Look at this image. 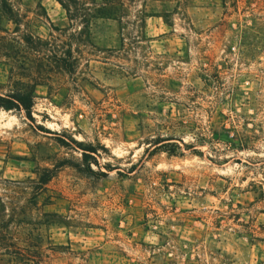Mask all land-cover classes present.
Listing matches in <instances>:
<instances>
[{
  "label": "rangeland",
  "instance_id": "1",
  "mask_svg": "<svg viewBox=\"0 0 264 264\" xmlns=\"http://www.w3.org/2000/svg\"><path fill=\"white\" fill-rule=\"evenodd\" d=\"M11 1L0 198L45 264H264V0Z\"/></svg>",
  "mask_w": 264,
  "mask_h": 264
},
{
  "label": "trees",
  "instance_id": "2",
  "mask_svg": "<svg viewBox=\"0 0 264 264\" xmlns=\"http://www.w3.org/2000/svg\"><path fill=\"white\" fill-rule=\"evenodd\" d=\"M66 10L71 21L88 22L89 19H116L120 11L116 0H57ZM0 13L18 23V12L11 0H0ZM33 93L25 91L0 93V110H24L30 116L33 107ZM9 205H12L10 207ZM10 207V208H9ZM14 201L0 198V264H45L46 250L35 244L34 228L24 225L18 218L20 210ZM8 210L11 212L7 213ZM21 232H26L22 237ZM37 259V260H36Z\"/></svg>",
  "mask_w": 264,
  "mask_h": 264
}]
</instances>
